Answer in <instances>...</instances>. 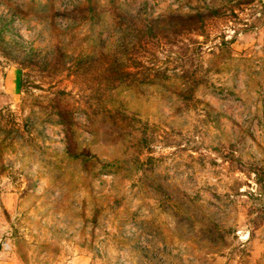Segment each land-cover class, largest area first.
Wrapping results in <instances>:
<instances>
[{
    "label": "rangeland",
    "instance_id": "1",
    "mask_svg": "<svg viewBox=\"0 0 264 264\" xmlns=\"http://www.w3.org/2000/svg\"><path fill=\"white\" fill-rule=\"evenodd\" d=\"M264 264V0H0V264Z\"/></svg>",
    "mask_w": 264,
    "mask_h": 264
},
{
    "label": "crops",
    "instance_id": "2",
    "mask_svg": "<svg viewBox=\"0 0 264 264\" xmlns=\"http://www.w3.org/2000/svg\"><path fill=\"white\" fill-rule=\"evenodd\" d=\"M68 264H91V260L85 256H77L71 259Z\"/></svg>",
    "mask_w": 264,
    "mask_h": 264
}]
</instances>
